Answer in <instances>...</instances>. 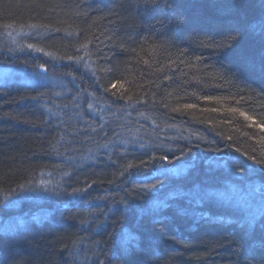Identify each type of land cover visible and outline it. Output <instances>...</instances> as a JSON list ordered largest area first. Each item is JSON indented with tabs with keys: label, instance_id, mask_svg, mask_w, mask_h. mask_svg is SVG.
Returning <instances> with one entry per match:
<instances>
[{
	"label": "trees",
	"instance_id": "16d2710c",
	"mask_svg": "<svg viewBox=\"0 0 264 264\" xmlns=\"http://www.w3.org/2000/svg\"><path fill=\"white\" fill-rule=\"evenodd\" d=\"M261 16L264 0H0V264H264V171L237 174L235 152L264 158V132L228 111L264 123L258 31L245 60L213 43ZM115 80L147 102L106 109Z\"/></svg>",
	"mask_w": 264,
	"mask_h": 264
},
{
	"label": "snow or ice",
	"instance_id": "6c2138e0",
	"mask_svg": "<svg viewBox=\"0 0 264 264\" xmlns=\"http://www.w3.org/2000/svg\"><path fill=\"white\" fill-rule=\"evenodd\" d=\"M29 28H37V27H45L47 28L48 26L46 25H36V24H29L26 25ZM7 27H11V25H8ZM24 27V26H22ZM258 31V39L256 41L257 45H258V54H259V70L261 72V75L264 76V16H261L259 18H256L253 21H237V24L230 28L229 30H227L225 33L222 34L221 36V40L219 42L213 41V43H215V46L217 48H223V49H229L233 52H236V55L241 59V60H245L249 58V53H246L244 51H237V44L240 41L241 37L244 36L245 34H254ZM9 35H11V33H9ZM23 48L29 49V50H33V51H42V49H39L36 47V45L29 43L23 46ZM87 45H82L81 46V50L86 49ZM68 59L70 61L73 60L72 56H69ZM200 58L197 57V60H199ZM252 59V63H253V67H255V57H251ZM83 60V57L77 56L75 58L76 63H79ZM171 63H176L175 61H171ZM188 67H195V65H187ZM39 69L43 72H46L47 69L45 68L44 65H40L38 66ZM120 81L119 80H115L112 81L111 83L108 84V86H104L101 84H97V89L102 91V95L105 99H107L108 101H110V103L105 104V108L106 109H110L112 105L115 104H119L121 101H124L126 104H128L129 106H132L134 103H146V100H140L139 98H137L135 101H133V97L131 95H126L123 92H117L116 88H117V84H119ZM193 95H195V93H193ZM203 100L206 101H215L217 103L222 102L223 98L221 97H214V96H204L202 97ZM244 98L241 97V100H243ZM239 103V101L237 102ZM165 107H167V105H164ZM89 109H92L95 107L94 103H89L88 105ZM198 105L195 103H185L184 105H182L181 107H175L172 108L171 110L173 112H177V113H181L184 114L183 110H193V109H197ZM200 111H211V112H217L219 111L218 108L216 107H212V108H207V109H200ZM228 111L230 113H239V116L243 117L245 120L248 121H252L251 124H249V127H256L260 130V132H264V123H257L255 121V119L249 115L246 114V112L244 111H240L239 108L237 107H231L228 109ZM101 131H103V125L101 126ZM93 131H95V129H93ZM228 139H231V137H228ZM260 141L264 142V136H260ZM107 147V146H105ZM140 148H143L144 145L143 144H139ZM129 148H131L132 150H134L136 148L135 144H132L131 142L129 143V146L125 147V155L127 154ZM217 151H220V149H216ZM235 152L239 153L240 156L242 157V160L239 162V167L236 169L237 174H243V175H247L251 172H255L256 171V165L262 166L260 168L261 171H264V158L258 159L255 155H250L246 152H241V150L239 148L235 149ZM184 156V152L181 151L180 155H176L175 153H173L171 159L169 158V156L167 154L162 155V156H153L151 157L152 161H156L159 160L161 162H163L164 164H172L175 161H179L182 159V157ZM251 163H248V162ZM149 161H141L140 165H133V164H128L126 167L127 168H132V167H140L141 165H146L148 164ZM164 171L167 172L168 169L164 168ZM19 187L21 189L24 188V185H19ZM89 187H91V185H89ZM146 188H148L149 191H153L157 188L156 184L149 186H145ZM83 191L82 189L79 188H74L73 189V193H78ZM11 193V190L9 192V194ZM262 219H264V213H262L261 216ZM256 217L253 215L249 221V223H252L253 221H255ZM136 243H137V237L134 233H124L121 235L120 237V242H119V247L122 250H133L136 247ZM259 243L264 246V238H261L259 240ZM98 264H104V262L101 260L98 262Z\"/></svg>",
	"mask_w": 264,
	"mask_h": 264
}]
</instances>
